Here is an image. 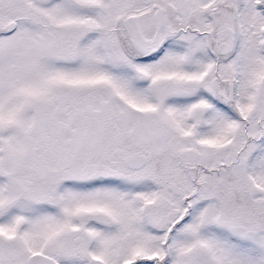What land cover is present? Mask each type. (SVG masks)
Returning <instances> with one entry per match:
<instances>
[{
  "label": "snow or ice",
  "instance_id": "obj_1",
  "mask_svg": "<svg viewBox=\"0 0 264 264\" xmlns=\"http://www.w3.org/2000/svg\"><path fill=\"white\" fill-rule=\"evenodd\" d=\"M0 264H264V0H0Z\"/></svg>",
  "mask_w": 264,
  "mask_h": 264
}]
</instances>
